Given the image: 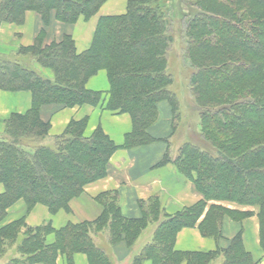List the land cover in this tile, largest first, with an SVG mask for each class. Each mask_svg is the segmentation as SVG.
<instances>
[{
  "label": "trees",
  "instance_id": "trees-1",
  "mask_svg": "<svg viewBox=\"0 0 264 264\" xmlns=\"http://www.w3.org/2000/svg\"><path fill=\"white\" fill-rule=\"evenodd\" d=\"M106 1L1 0L0 22L22 25L26 13L35 12L46 25L53 14L60 23L74 25L96 16ZM176 26L185 43L183 63L192 70L188 91L198 114L192 131L197 144L188 141L175 159L169 149L159 166L173 164L203 199L168 215L154 197L140 203V218L126 219L117 194L105 193L97 198L103 212L93 222L54 230L50 223L28 228L21 219L0 227V261L16 245L11 264H57L59 255L74 264L76 254H85L89 264H116L113 254L98 245V237L106 238L112 251L121 243L133 250L155 225L151 240L131 264H213L220 258L222 264L259 263L244 243L243 222L253 213L209 203L256 209L264 255V0H132L125 15L100 19L91 47L81 54L71 35L45 45L43 33L32 48L18 52L35 60L44 74L49 71L47 75L0 58V91L32 95L31 109L13 114L0 137V184L5 189L0 224L20 200L28 213L37 205L52 215L69 211L70 202L87 186L108 175L110 160L120 148L101 128L86 138L87 119L72 121L49 147L44 142L51 125L41 116L48 107L102 103V92L86 88L99 71L107 72L110 84L106 109L132 119L126 149L153 142L148 130L158 121L162 102L172 109L173 137L177 135L182 104L172 90L170 69ZM227 222L241 228L221 246ZM194 227L218 241L219 248L176 251L177 234ZM52 235L55 241L49 244Z\"/></svg>",
  "mask_w": 264,
  "mask_h": 264
},
{
  "label": "crops",
  "instance_id": "crops-1",
  "mask_svg": "<svg viewBox=\"0 0 264 264\" xmlns=\"http://www.w3.org/2000/svg\"><path fill=\"white\" fill-rule=\"evenodd\" d=\"M130 1L132 0H107L96 16L88 21L80 19L74 25L60 23L54 14L50 24L46 25L42 17L35 12H27L22 25L0 22V58L18 61L27 66L23 63L25 60L28 65L36 67L35 60L18 55V52L21 49L32 48L42 33L45 45L54 41H61L65 35H71L75 41L77 52L81 54L91 47L100 19L125 15ZM86 88L89 91L102 92V103L96 107L85 105L61 110L51 107L44 108L41 112L42 119L49 121L51 125L45 142L46 144L54 142L56 137L61 136L66 131L72 121L87 119L84 137L90 138L98 128H101L105 135L120 148L110 160L108 175L87 186L80 197L70 202L69 211L62 210L56 215H52L49 209L43 205H37L31 213H28L26 203L24 200H20L8 210L0 227L10 225L21 219H25L28 228L35 229L50 223L54 230H60L67 224L78 225L93 222L103 212L97 198L105 193L117 194L121 211L126 219L140 218V203L147 202L154 197L160 199L162 207L168 215H174L192 207L203 199L195 190L192 182L179 174L173 164L159 166L168 150L171 149V139L173 138L174 118L172 109L167 102L158 105V121L148 130L153 142L143 147L126 149L124 147L126 137L132 132L133 123L129 114L111 112L106 109L110 91L107 72L105 70L99 71L88 81ZM31 107L32 95L30 92L0 91V137L4 134L6 121L13 114L24 115ZM4 192V186L0 184V196ZM212 204L222 205L230 210L252 212L253 216L243 222L244 243L246 249L251 253H254V250L256 252L261 251L256 209L227 202L212 201L209 203V205ZM240 228V224L227 222L224 233L225 240L220 242L221 246L228 245ZM246 235H251V238H247ZM247 240H252L253 251L248 247ZM54 241V235L48 238L49 244L54 243ZM218 248L219 242L212 238L203 237L198 227L184 228L176 237V251L207 253L216 251ZM11 249L12 247L8 252ZM136 252L137 248L129 250L123 243L117 245L113 249L117 260L116 264H131ZM258 258L259 260L255 257L259 262L258 264H264L262 251L261 254H258ZM73 262L74 264H89L85 254L74 255ZM0 264L11 263L8 260H1ZM57 264H67V258L59 255ZM144 264L152 263L145 261Z\"/></svg>",
  "mask_w": 264,
  "mask_h": 264
},
{
  "label": "rangeland",
  "instance_id": "rangeland-1",
  "mask_svg": "<svg viewBox=\"0 0 264 264\" xmlns=\"http://www.w3.org/2000/svg\"><path fill=\"white\" fill-rule=\"evenodd\" d=\"M177 28H178V26H176V28H175L174 46H173V49H172L171 55H170V69H171V72L175 78V85H173L172 90L178 94L180 101H181V104H182V107H181L182 118H181V123L179 125L180 126L179 131L176 133L177 135H175L171 139V152H172L171 155H172L173 159L176 158L175 156H177L179 149L184 144H186L188 141H190L194 144H197L196 140L193 139V132L192 131H194V129L196 130L197 126H198L197 125L198 114L195 110V107L193 105L194 102L191 99L189 91H188V82H189V79L191 77L192 70L188 65L185 66V64L183 63L182 54L185 52V45H184L185 43L181 41V37L183 35L180 31L176 30ZM25 62L26 61L23 60V63L26 64L29 69L34 70V71H38V70L41 72L43 71L38 65L36 67H34L33 65L30 66ZM44 72H46V71H44ZM44 72H42V73L44 74ZM48 73H49V71L47 73H45L44 75H47ZM51 108L57 109V107H51ZM44 144L49 146V147L53 146V142L50 144H46V142H44ZM31 146L33 147L35 145L33 144ZM206 149L209 150V148H206ZM154 227H156V226L155 225L150 226L146 230V232L143 233L142 237L140 238L139 242L137 243V245L135 247V248H137V252H139L142 249V247L145 245V243H148L150 241V237L152 235V230L154 229ZM248 237L251 238V235L247 236V238ZM22 238H23V236H20L19 241ZM251 241L247 240V243H249L248 247L253 251ZM98 245H100L102 248L111 252L114 256V253H113L110 245L106 241V238H104L103 236H99L98 237ZM253 254L256 257V259L259 260L258 254H261V251L256 252V250H254ZM15 255H16V245L7 253V255L4 257L3 260L10 261ZM114 259H115V262L117 263L115 256H114ZM222 262H223V259L220 258V259H218V261L216 263H213V264H222Z\"/></svg>",
  "mask_w": 264,
  "mask_h": 264
}]
</instances>
